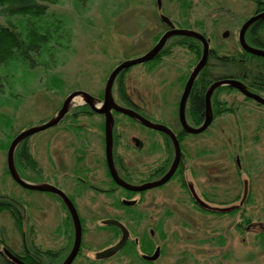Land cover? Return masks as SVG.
<instances>
[{
	"label": "rangeland",
	"instance_id": "obj_1",
	"mask_svg": "<svg viewBox=\"0 0 264 264\" xmlns=\"http://www.w3.org/2000/svg\"><path fill=\"white\" fill-rule=\"evenodd\" d=\"M253 2L57 0L49 5L47 21L59 19L66 36L58 40L60 46L53 50L51 61L47 58L46 61H50L47 72L45 67L30 70L20 64L1 71L5 81L0 93V200L21 205L18 206L24 216L21 226L31 234L28 242H33L38 249L49 247L60 252V247L66 244L59 235L66 229L67 215L54 196L23 189L12 180L7 168V151L13 139L49 120L72 92L81 91L93 99L99 98L117 64L144 55L163 35L166 27L160 22L161 16L174 21L176 29L203 34L209 48L218 56L239 52L238 33L253 14ZM9 23L18 31L24 29L22 17L0 14V24ZM199 59L195 60L192 53L177 46L160 74L139 73L143 65L131 69L129 91L132 93L136 94L137 90L144 93L145 85L151 90L161 87L169 92L155 115H145L153 124L175 133L180 131L177 105L183 89L182 79ZM46 61L41 62L47 64ZM57 73L59 78L56 79ZM257 94L264 96L259 90ZM219 99L232 106V112L213 118L203 133L188 136L185 142L187 179L190 181V176L197 174L192 179L198 193L207 197L214 208L238 205L244 182H247L246 203L231 214L199 213L191 209L190 202L178 201L183 191L176 180L170 182L153 196L158 197L156 205L147 206L150 214L162 220L166 236L161 242L163 255L156 264H264V248L261 247L264 242V106L236 91H223ZM78 104L73 102L70 109H76ZM186 119L194 127L188 115ZM63 127L64 122L24 140L38 169L43 170L40 178L46 179L51 172L54 154H51V140H58L63 148L67 142L65 137H56L61 135ZM193 148L198 150V158ZM14 166L23 180L38 184L41 172L36 175L25 170L15 152ZM79 205L87 219L85 244L91 245V249L84 250L80 257L84 262L77 259L76 264H91L88 259H93V252L102 248L112 234L100 221L107 215V208L105 204L92 206L82 201ZM242 218L248 225L245 233L238 229ZM13 220L8 212L0 213V229L3 228L8 244L16 250L22 242ZM95 227L99 232H94ZM101 229L109 231L101 232ZM112 261L114 259L104 264H114Z\"/></svg>",
	"mask_w": 264,
	"mask_h": 264
},
{
	"label": "flooded vegetation",
	"instance_id": "obj_2",
	"mask_svg": "<svg viewBox=\"0 0 264 264\" xmlns=\"http://www.w3.org/2000/svg\"><path fill=\"white\" fill-rule=\"evenodd\" d=\"M262 13H264V0H254L253 14L249 18H247L246 21ZM169 21L175 28V22L171 21L170 19ZM160 22L166 27L164 33L170 29L161 20ZM254 24H252L248 28V30ZM248 30L246 31V34ZM260 35L262 37V48H256L264 51V31H261ZM226 37H228V34L226 35ZM158 40L148 51H150L156 45ZM245 40L249 46L254 47L248 43L247 39ZM241 50L242 49L240 48V51ZM144 55H141L140 57ZM158 55L155 56V58L151 61L134 65L126 70L121 71L115 78L111 90L115 106L134 112L151 123L153 122L147 119L145 115H155V112H157V108L165 102V99L168 97L169 92L167 93L168 90H162L161 87L155 89L156 91L151 90L149 85H145L143 86V88L145 89L144 93L141 94L138 90L136 94L132 93L131 91H129V86L131 84L129 74L131 73V69L133 67L141 65H143V68H140L141 70H139V73H142L143 71V73L146 74L155 72H159L160 74L163 71L164 66L168 65V60L172 57V54L169 56L161 57H159ZM260 59V87L261 89H264V58L260 57ZM119 64H117V66ZM120 77L123 88L126 90V97H121L119 95L118 78ZM246 88L248 89L247 86ZM249 91L257 94L256 92H253L251 90ZM262 91L263 90H261L260 92L264 94V92ZM237 93L240 94L239 92ZM259 96L264 98V96L262 95ZM103 99L104 89L99 95V98H94V104L96 103V107L98 105L97 102L99 101V110L103 109ZM78 105L79 106L74 110L69 109L63 119L55 126L57 127L59 124L64 122V127L61 135L56 137H65L67 138V142L64 145V148L63 146L60 147V142L58 143V140L55 141L52 139L51 145L49 143V145L52 147L51 154L52 152H54V154L52 155L53 158L51 161L52 166L50 175L46 179L40 178L43 173V170L40 169L39 172L41 173L37 178L38 184L50 185L64 193L73 203L78 213L81 224V241L78 252L71 264H76L78 262L77 259H81L80 257L83 255L82 252L84 250L90 251L91 249V245L85 244V236L87 234L85 230L87 219L80 212V201H82L86 205L92 206H99V203L102 205L105 204L107 208V215H104L100 218L101 226L103 228L106 226L107 229H109L112 233L108 238V242L105 243L102 248L98 247V250L93 252V259H88L90 260L91 264H104L113 259L114 261L112 262H114V264H156L160 260L164 252L163 244L161 242H163L166 237L164 227L162 226L163 222L159 218H156L153 214H150V209H148L147 206H152L153 204L156 205L158 197L155 198L153 196L164 190V187L174 180H176L179 189L183 191V194L178 198V201L182 202L183 204H185L186 202H190L189 204L191 206V209L199 213L201 211L202 213L214 215L220 214L201 208L195 201L196 197L207 206L212 207V204H210L206 199L207 197H203L198 193L197 184L192 179L193 175L195 179L197 177V174L193 173V175L190 176V181L187 179V168L185 166V159L187 156L185 149H187V147L185 146V142L187 141L188 136H190L191 134L184 132L179 123V102L177 105V122L180 127V131L176 133L173 132L179 144L181 152L177 168L166 183L161 186L143 191H130L121 187L115 182L110 173L106 160V117L103 113L97 114L93 112L91 108L83 101H81V103ZM110 115L112 116L111 154L113 168L118 179L129 186L139 188L147 184L157 182L162 177H164L168 173L174 161L175 151L172 140L162 132L145 127L138 119L129 117L128 115H125L114 109H110ZM186 116L187 111L185 108V117ZM193 153L195 154L196 158H198V150L195 151L194 149ZM237 160L238 159H236V161ZM65 190L68 193H66ZM46 194L54 196L66 211L67 230L65 229L59 235V239L66 242L65 246L60 247V252L54 251L49 247H46L45 249L41 248L42 250L38 249L35 247V244H33V242H28V240H30L28 237H31V234L29 232L27 233L23 226H21V224L20 227H18L13 220L16 231H18L21 236L22 244L20 248L16 249L17 251L12 248L8 244L7 238H5V236L3 235V228H1L0 258L3 261L1 264H63V262L69 256L74 243V228L71 217L64 203L58 196L52 193ZM241 201L242 198L240 199L239 204L236 205L237 208L233 212H238L239 208H242V206L245 205L246 198L244 201ZM17 206L21 207V205ZM4 212L6 213V211ZM23 213L25 214L24 210ZM241 216L242 214L240 215V218ZM23 218L24 216L22 215L21 222L24 221ZM108 220L116 221L117 224L106 225L105 221ZM143 222H145L146 224H144V226L142 227H139ZM123 229L127 234L123 246L116 252H109L106 258H99V254L111 250L121 241L123 237ZM238 229L239 232H241L242 229L244 233L247 232L248 225L246 219L242 218L240 224H238ZM105 230L101 229L100 231L105 232ZM94 232H99V228L95 227ZM36 236L37 234L35 235V237ZM8 238L10 239V237ZM27 243H29L31 246H29ZM41 246L44 247L43 245ZM154 255H156V258L154 260H148V258ZM83 259L87 258L84 257ZM83 262L81 264H83ZM87 263L88 262H86L85 264Z\"/></svg>",
	"mask_w": 264,
	"mask_h": 264
},
{
	"label": "trees",
	"instance_id": "obj_3",
	"mask_svg": "<svg viewBox=\"0 0 264 264\" xmlns=\"http://www.w3.org/2000/svg\"><path fill=\"white\" fill-rule=\"evenodd\" d=\"M56 2L57 0H0L1 15L22 17L25 23L22 31H18L16 26L11 23L0 24V93L4 89L5 81V77L1 74L3 68L20 64L30 70L39 66V68L45 67V72H47L48 63L54 53L53 50L60 46L58 40L66 36L59 19L52 21L46 19L49 5H54ZM261 31H264V20L256 22L248 30L246 34L248 43L254 47L262 48ZM177 46L192 53L195 60L199 59L202 52L201 44L197 40L176 36L167 41L158 56L171 55L173 48ZM47 58L50 59L49 62L46 61ZM42 60L46 61L47 64L41 62ZM260 60V57L242 50L224 56H218L215 51L209 50L207 64L196 77L186 105L187 115L193 125L198 127L202 124L205 112V93L209 86L216 81L233 79L242 82L253 92L258 93V90L264 92V89L260 87ZM188 75L186 74L182 79L183 86ZM55 78H59L58 73ZM118 90L121 97H126V90L123 88L121 77L118 78ZM223 91L236 90L222 86L214 91L211 97L213 118L232 112V106H228L225 101L219 99V94ZM15 157L25 170L36 175L39 173L40 169L29 153L25 141L18 145ZM14 205L12 202L0 200V213L8 212L15 224L20 227L22 214L18 206ZM261 247L264 248V242ZM2 262L0 258V264Z\"/></svg>",
	"mask_w": 264,
	"mask_h": 264
},
{
	"label": "water",
	"instance_id": "obj_4",
	"mask_svg": "<svg viewBox=\"0 0 264 264\" xmlns=\"http://www.w3.org/2000/svg\"><path fill=\"white\" fill-rule=\"evenodd\" d=\"M159 4H160V2L158 1V5ZM262 19H264V13L259 14L257 16H254V17L250 18L249 20H247L246 22H244L243 25L241 26L240 30H239V33H238V43H239V46L242 49V51L249 53V54H252V55H255V56H258V57L264 58V51L263 50L249 46L245 40V33L248 30V28L252 24H254L256 21H259ZM160 20L165 25H167L170 29L168 31H166L159 38L156 45L150 51H148L144 56L137 58V59H134V60L124 61V62L120 63L117 67H115L113 69V71L108 76L106 84H105V88H104L103 109L99 110V101L97 102L98 105L96 107L95 106L96 103L94 104L95 100L91 96H89L88 94L81 92V91L72 92L71 94H69L66 97V99L62 103L60 109L52 118L41 123L40 125H38L36 127H32L30 129L20 133L19 135H17L13 139V141L11 142V144L8 148V151H7V168H8V172H9V175L11 176L12 180L23 189L30 190V191L42 192V193H52V194L58 196L62 200L66 209L69 212V215H70L72 223H73V228H74V243H73V248H72L69 256L63 262V264H71V262L73 261V259L75 258L76 254L78 252L80 241H81V224H80V219H79L78 213L76 211V208L73 205V203L69 200V198L64 193H62L60 190H58V189H56L50 185H47V184H34V183H30V182L23 180L18 175V173L15 169V166H14V152H15V149L17 148V146L21 142H23L27 137L55 127L63 119V117L67 114V112L69 111L71 104L74 102L75 98L80 97L81 100L83 102H85L91 108V110L93 112H95L97 114L103 113L105 115V117H106V121H105V146H106V149H105V152H106L107 165H108L110 173H111L113 179L115 180V182L118 185H120L121 187H123L127 190H130V191H143V190H147L150 188L161 186L164 183H166L171 178L175 169L177 168V165H178L179 160H180L181 152H180L179 144H178V142L175 138V135L172 131H170L166 127L153 124V123L147 121L146 119H144L143 117L139 116L138 114H136L134 112H131V111H128L125 109H121V108L115 106L113 98H112V93H111L112 86H113L115 78L117 77V75L121 71L126 70V69H128L134 65L142 64V63L153 60L155 58V56H157L159 54V52L162 50V48L166 44L167 40H169L170 38L178 36V37H186V38L195 39L201 44V48H202L200 59L197 62V64L194 66L192 71L190 72V74H189V76L185 82V85H184V88H183V91H182V94L180 97L179 105H178V119H179V123L181 125V128L183 129L184 132L191 134V135H198V134H201L208 129V127L211 125V123L213 121L211 97H212L214 91L217 88L222 87V86L231 87L234 90L238 91L245 98L250 99L257 104L264 106V98L259 96L258 94L250 92L242 82L237 81V80H233V79L219 80V81L212 83L205 93V98H204L205 112H204V120H203L202 124L198 127H191L187 123L186 117H185L186 102H187L188 96L190 94L191 88L193 86V83H194L196 77L198 76L200 71L207 64L208 55H209V43H208V40L202 34H199L193 30L175 29L172 26L169 19L164 17V16H161ZM226 35L227 34H225V36ZM110 109H114L118 112H121L125 115H128L129 117L136 118L145 127L151 128V129L159 131V132H162V133L166 134L172 140L173 145H174V151H175L174 161H173L171 168L169 169L168 173L164 177H162L159 181L151 183V184H147V185L139 187V188H135V187H132V186L125 184L120 179H118V177L115 174L114 168H113L112 154H111L112 116L110 115ZM246 196H247V182H244V191H243L242 201L245 200ZM195 201L201 208H204L206 210L213 211L216 213H221V214L230 213L237 208L236 206H231L228 208L209 207L196 197H195ZM105 224L106 225H114V224H117V222L113 221V220H108V221H105ZM126 237H127L126 231L123 229V237H122L121 241L111 250H108V251H105V252L99 254V258H106L107 254H109V252L113 253V252H116L117 250H119L123 246V244L125 243ZM155 258H156V255L148 258V260H154Z\"/></svg>",
	"mask_w": 264,
	"mask_h": 264
},
{
	"label": "bare ground",
	"instance_id": "obj_5",
	"mask_svg": "<svg viewBox=\"0 0 264 264\" xmlns=\"http://www.w3.org/2000/svg\"><path fill=\"white\" fill-rule=\"evenodd\" d=\"M81 101H82V100H81L80 97H77V98H75V100H74V102L79 103V104L81 103Z\"/></svg>",
	"mask_w": 264,
	"mask_h": 264
}]
</instances>
